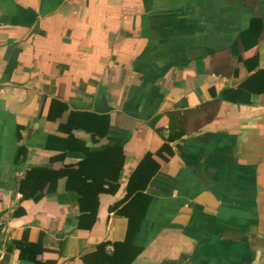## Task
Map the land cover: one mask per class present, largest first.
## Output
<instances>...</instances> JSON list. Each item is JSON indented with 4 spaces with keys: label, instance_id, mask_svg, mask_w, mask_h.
Returning a JSON list of instances; mask_svg holds the SVG:
<instances>
[{
    "label": "crops",
    "instance_id": "obj_1",
    "mask_svg": "<svg viewBox=\"0 0 264 264\" xmlns=\"http://www.w3.org/2000/svg\"><path fill=\"white\" fill-rule=\"evenodd\" d=\"M0 264H264V0H0Z\"/></svg>",
    "mask_w": 264,
    "mask_h": 264
},
{
    "label": "trees",
    "instance_id": "obj_2",
    "mask_svg": "<svg viewBox=\"0 0 264 264\" xmlns=\"http://www.w3.org/2000/svg\"><path fill=\"white\" fill-rule=\"evenodd\" d=\"M25 195H26V196H27V195H29V194H28V192H27V193H26V192H24V196H25Z\"/></svg>",
    "mask_w": 264,
    "mask_h": 264
}]
</instances>
